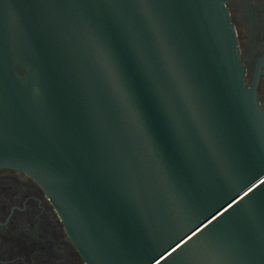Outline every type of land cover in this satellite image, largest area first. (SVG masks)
Masks as SVG:
<instances>
[{"label": "water", "instance_id": "1", "mask_svg": "<svg viewBox=\"0 0 264 264\" xmlns=\"http://www.w3.org/2000/svg\"><path fill=\"white\" fill-rule=\"evenodd\" d=\"M3 167L87 264H264V109L224 0H0Z\"/></svg>", "mask_w": 264, "mask_h": 264}, {"label": "flooded vegetation", "instance_id": "2", "mask_svg": "<svg viewBox=\"0 0 264 264\" xmlns=\"http://www.w3.org/2000/svg\"><path fill=\"white\" fill-rule=\"evenodd\" d=\"M248 86L264 109V0H224ZM0 264H87L29 174L0 168Z\"/></svg>", "mask_w": 264, "mask_h": 264}, {"label": "snow or ice", "instance_id": "3", "mask_svg": "<svg viewBox=\"0 0 264 264\" xmlns=\"http://www.w3.org/2000/svg\"><path fill=\"white\" fill-rule=\"evenodd\" d=\"M234 201V200H233ZM235 202V201H234ZM218 213V212H217ZM214 219H215V217H214ZM197 230H199L198 228H197Z\"/></svg>", "mask_w": 264, "mask_h": 264}]
</instances>
